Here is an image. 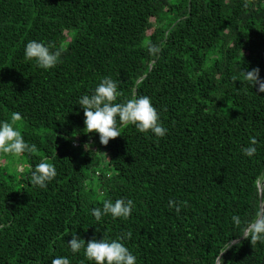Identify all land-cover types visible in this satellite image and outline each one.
Returning a JSON list of instances; mask_svg holds the SVG:
<instances>
[{
  "label": "trees",
  "instance_id": "obj_1",
  "mask_svg": "<svg viewBox=\"0 0 264 264\" xmlns=\"http://www.w3.org/2000/svg\"><path fill=\"white\" fill-rule=\"evenodd\" d=\"M31 40L60 63L26 60ZM242 67L264 79V0H0V121L18 113L36 146L23 172L0 161V264H94L67 242L128 231L138 264H217L222 252L219 264H264V244L242 236L264 214V93ZM109 76L117 102L151 97L166 137L128 125L105 146L87 133L79 98ZM42 159L57 169L47 189L29 182ZM120 198L132 216L98 223L92 209Z\"/></svg>",
  "mask_w": 264,
  "mask_h": 264
},
{
  "label": "clouds",
  "instance_id": "obj_2",
  "mask_svg": "<svg viewBox=\"0 0 264 264\" xmlns=\"http://www.w3.org/2000/svg\"><path fill=\"white\" fill-rule=\"evenodd\" d=\"M149 51L157 55L161 49L153 45ZM24 56L28 61H35L39 68L51 70L60 63L61 53L52 51L50 46L38 40H31L24 48ZM241 72L252 88H258L260 93H264V79L260 76L259 68L248 71L242 67ZM121 96L122 92L119 90L118 83L109 76L102 78L91 94H84L79 98L77 105L84 111L87 133H98L100 143L105 146L111 140L121 136V127L128 125H134L139 132L151 133L157 138L167 136L169 129L164 126L151 97L147 95L137 97L133 93L132 98L117 102ZM19 119L20 115L14 113L13 123L0 121V152L12 154L15 157L36 151V146L26 142L21 131L14 126V122ZM257 144V139L252 137L250 145L242 149L243 154L249 158L254 157L258 151ZM85 148L90 151L91 145L86 144ZM19 171L23 172V168ZM56 177V167L47 159H42L31 172L29 182L32 186L47 189ZM169 205L175 207L177 213L180 212V204L177 201H169ZM134 207L135 202L132 199L120 198L115 202L108 199L103 202L102 207L93 208L92 215L98 223L108 216L113 220L120 218L127 221L132 216ZM232 220L237 226L241 224V218L238 215H233ZM97 231L99 232L100 229L97 228ZM242 236L250 238L253 246L257 243L264 244V214H258L254 221L248 222ZM131 238V231L116 239H108L104 234L103 239H92L85 246V241L76 235L67 243L73 254L84 249L87 260L94 264H138L136 255L124 243ZM223 254L222 252L217 258V264L222 260ZM51 264H71V261L67 256H58L52 260Z\"/></svg>",
  "mask_w": 264,
  "mask_h": 264
},
{
  "label": "rangeland",
  "instance_id": "obj_3",
  "mask_svg": "<svg viewBox=\"0 0 264 264\" xmlns=\"http://www.w3.org/2000/svg\"><path fill=\"white\" fill-rule=\"evenodd\" d=\"M18 122V121H16ZM24 124L19 125V130H23ZM4 161V164L9 165V168L11 171L14 170H19L20 168H25L26 163L25 160L20 156V157H15L12 154H6V153H0V161Z\"/></svg>",
  "mask_w": 264,
  "mask_h": 264
}]
</instances>
